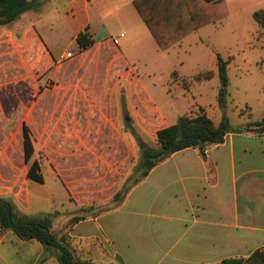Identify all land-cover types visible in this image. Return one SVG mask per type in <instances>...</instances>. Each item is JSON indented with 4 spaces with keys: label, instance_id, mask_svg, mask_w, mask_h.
<instances>
[{
    "label": "crops",
    "instance_id": "0c3cea01",
    "mask_svg": "<svg viewBox=\"0 0 264 264\" xmlns=\"http://www.w3.org/2000/svg\"><path fill=\"white\" fill-rule=\"evenodd\" d=\"M226 3L228 16L199 27L170 48L194 33H200L203 38L211 32H220L224 22H242L244 16L255 22V12L264 9V0H226ZM87 28L95 40L91 48L102 50L112 46L116 50L115 59L124 67L117 76L124 87H108L107 82L99 88L66 87L61 90L60 104L68 109L82 103L91 114L99 111L102 115L99 133L105 129L109 140L103 142L111 143L109 149L113 153L121 146L122 137L115 134L118 119L108 117L103 105L116 104L121 94L128 95L126 107L134 111L136 92L143 98L149 97L158 113L155 118L162 120L153 132L155 140L159 129L175 124L185 114L205 113L216 123L221 121L224 111L218 102L219 87L215 93L216 107L209 108L203 99L190 101L187 97V94L194 96L197 83L205 87L219 75L218 63L216 68L192 78L175 70L157 73L166 68L161 63L165 56L160 55L162 49L135 0H46L40 10L27 12L19 20L0 26V73L17 78L19 60L25 55L29 61L39 63L42 72L75 58L76 53L88 50H80L76 41L78 34ZM259 41L264 46V38ZM74 47L73 54L70 49ZM5 59L13 62L11 66L4 65ZM152 62L155 65L160 62L161 69L149 72L153 74L147 79H165L164 96L154 95L139 72L142 64ZM228 70L230 77L231 67ZM12 72L17 75L8 74ZM209 72L211 77H204ZM104 78L108 81L110 73ZM68 95L78 96L81 102L77 98L68 101ZM142 100L139 98V102ZM177 104L184 107L175 114ZM218 111L220 115L216 118ZM137 123L145 128V123ZM99 139H93L92 144L100 143ZM93 148L89 151L94 152ZM85 151L77 154L85 157L90 153ZM24 157L26 160L25 150ZM33 160H26L30 162L26 185L17 192H0V197L9 199L18 211L31 215L58 212L52 230L65 237L63 243L78 260H90L94 264H221L230 258H243L245 261L240 264H262L259 254H264V135L228 133L224 142L209 147L205 156L194 147L179 150L155 166L145 178L130 185L115 206L75 222H71L72 218L83 213L84 206L90 205L87 210L95 208L94 202L103 199L99 197L101 188L105 187L87 190L83 184L75 183L74 176L80 168L61 165L46 170L39 160L44 181H36L28 177ZM89 166L81 169L99 170L93 164ZM49 182L53 191L48 188L50 191L43 192L41 186H36V183L47 186ZM8 192L14 195V200L5 196ZM89 195H96V199H88ZM43 255L47 259L42 264H62L58 249L0 228V264H37Z\"/></svg>",
    "mask_w": 264,
    "mask_h": 264
},
{
    "label": "rangeland",
    "instance_id": "374dc122",
    "mask_svg": "<svg viewBox=\"0 0 264 264\" xmlns=\"http://www.w3.org/2000/svg\"><path fill=\"white\" fill-rule=\"evenodd\" d=\"M242 19V22L235 20L224 22L220 32H211L207 37L200 38L198 35L200 33H194L177 46L161 50L160 55L165 56L161 62L166 67L163 70L159 67L160 62L156 65L153 62L140 64L142 68H139V72L144 77L143 81H147L149 85L147 87L154 95L160 93L164 96L163 83L166 80L147 79L148 75L153 74H148L149 72L157 69H161L157 70V73L175 70L181 76L191 77L216 68L220 54L224 59L231 60L228 64V67H231L229 84L231 101L228 103L226 113L232 123L240 125L248 120L262 119L264 46L260 45L259 40L264 37L260 36L261 26L257 21H248L247 16ZM93 45L84 53H76L75 58L63 61L59 66H52L46 72L39 69V63L29 61L25 55L19 60L17 78L0 73V192L7 190L17 192L26 185V169L30 162L27 163L24 157V124L29 126L33 138L35 152L32 159L39 160L43 168L57 169L61 165L80 168L79 173L74 176L75 183L83 184L87 190L96 189L97 186L105 187V189L101 188L99 197L105 199L94 202L95 208L87 210L85 208L90 205L84 206L80 216L112 208L118 203L115 198L123 186H130L139 177L140 173L137 169L143 151L149 146L157 147L153 132L156 125L162 123L160 118H155L158 113L149 97L143 98L136 92L137 104H133L136 112L126 107L128 99L126 94L117 96L119 100L116 104L105 102L103 105V112L108 117L118 119L116 123L118 131L115 134L122 137V142L119 148H115V153L111 148L109 149L111 143L103 142L109 140L107 132L104 134L105 129L99 133L101 130L99 124L102 120L99 111L91 114L82 103L80 107L72 106L68 109L61 107L63 88L89 89L92 86L99 88L105 82L108 87L123 86L122 80L118 79L117 75L118 70L123 71L124 67L115 59L116 50L112 46L96 50L91 48ZM74 50L76 51V47L70 49L72 52ZM7 61L5 59L4 65L11 66L13 62ZM108 73L111 78L107 81L104 77ZM8 74L14 75L15 72ZM165 76L167 74L163 77ZM220 85L219 75H215L205 87L201 88L197 83L194 96L187 94V97L190 101L193 98L203 99L210 108L211 105L217 104L215 93ZM173 92L176 93L175 89ZM66 97L68 101L70 98H77L81 102L76 95ZM139 98L146 100V103H142L143 100L139 102ZM183 107V104L180 106L177 104L174 113H179ZM242 111L244 114L241 113ZM218 112L216 118L220 115V111ZM132 115L135 119H130ZM137 121L145 123L147 130ZM98 137L100 143L92 144L93 139ZM86 139L90 142L87 144L80 142ZM92 146L94 152L89 151ZM83 151L90 153L81 158L77 152L81 154ZM91 164L99 170L81 169V167H91L89 166ZM50 185L51 182L47 186L36 183V186H41L43 192L53 191L54 188ZM78 195L75 193L76 197ZM5 196L14 200V195L10 192L5 193ZM95 196L89 195L88 199L93 197L96 199Z\"/></svg>",
    "mask_w": 264,
    "mask_h": 264
},
{
    "label": "trees",
    "instance_id": "16d2710c",
    "mask_svg": "<svg viewBox=\"0 0 264 264\" xmlns=\"http://www.w3.org/2000/svg\"><path fill=\"white\" fill-rule=\"evenodd\" d=\"M45 1L0 0V26L19 20L27 12L40 10ZM135 5L162 50L169 49L185 35L199 27L224 18L229 14L226 0H135ZM254 18L261 26L260 36L264 37V9L256 11ZM76 41L80 50L88 49L95 42L88 28L78 34ZM217 63L221 81L218 102L224 111L221 121L216 123L205 113L185 114L180 116L175 124L159 129L156 139L157 147L149 146L144 149L137 169L140 175L131 186L145 178L155 166L179 150L194 147L205 156L206 150L211 146L224 142L228 133L264 135V117L241 125L232 123L226 113L230 96L229 59H224L218 54ZM204 77H211V72L205 74ZM241 113L244 114V111ZM24 150L26 160L31 161L35 148L31 131L27 125H24ZM28 177L39 182L44 181L40 162L37 159L32 161ZM131 186L125 185L123 190L117 193L115 199L119 202L123 193ZM57 215L58 212L41 216L20 212L9 199L0 197L1 231L11 230L25 240L37 239L45 247L58 249V259L62 264H94L90 260L76 259L70 249L63 243L65 237H59L52 230ZM84 217L82 215L74 216L71 222ZM259 255L260 262L264 264V254ZM46 259L47 255H43L37 264H42ZM244 261L243 258H230L224 260L221 264H240Z\"/></svg>",
    "mask_w": 264,
    "mask_h": 264
},
{
    "label": "built area",
    "instance_id": "2783aa9c",
    "mask_svg": "<svg viewBox=\"0 0 264 264\" xmlns=\"http://www.w3.org/2000/svg\"><path fill=\"white\" fill-rule=\"evenodd\" d=\"M123 35V34H122ZM72 54L71 53H68V56H71Z\"/></svg>",
    "mask_w": 264,
    "mask_h": 264
},
{
    "label": "water",
    "instance_id": "95a60500",
    "mask_svg": "<svg viewBox=\"0 0 264 264\" xmlns=\"http://www.w3.org/2000/svg\"><path fill=\"white\" fill-rule=\"evenodd\" d=\"M143 147H145V145H143Z\"/></svg>",
    "mask_w": 264,
    "mask_h": 264
}]
</instances>
